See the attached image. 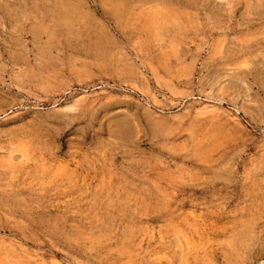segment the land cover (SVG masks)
I'll return each instance as SVG.
<instances>
[{
	"label": "rangeland",
	"instance_id": "1",
	"mask_svg": "<svg viewBox=\"0 0 264 264\" xmlns=\"http://www.w3.org/2000/svg\"><path fill=\"white\" fill-rule=\"evenodd\" d=\"M0 264H264V0H0Z\"/></svg>",
	"mask_w": 264,
	"mask_h": 264
}]
</instances>
